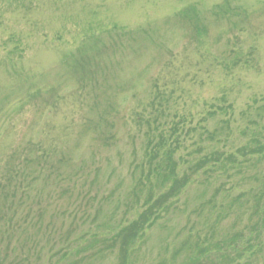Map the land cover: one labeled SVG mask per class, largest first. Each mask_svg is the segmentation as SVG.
<instances>
[{
	"label": "rangeland",
	"instance_id": "rangeland-1",
	"mask_svg": "<svg viewBox=\"0 0 264 264\" xmlns=\"http://www.w3.org/2000/svg\"><path fill=\"white\" fill-rule=\"evenodd\" d=\"M260 147L264 0H0V264H264Z\"/></svg>",
	"mask_w": 264,
	"mask_h": 264
},
{
	"label": "trees",
	"instance_id": "trees-1",
	"mask_svg": "<svg viewBox=\"0 0 264 264\" xmlns=\"http://www.w3.org/2000/svg\"><path fill=\"white\" fill-rule=\"evenodd\" d=\"M218 9V8H217ZM210 137V136H209ZM159 142L156 144V148L161 146L164 143V139L162 136H159ZM212 141V140H211ZM151 144V140L148 141V145ZM169 150L167 152L163 159L162 162L165 165V170H167V173L164 172L162 178L166 182L172 181V185L169 188L168 192L159 197L154 204L148 207V209H145L140 215H138L137 219L132 221L130 224H128L125 227L119 228L117 231H115L113 234H111L107 239H106V248L107 249H117V254H119V259L120 261H124L127 258V254L129 251L133 248L135 242L137 241L138 236L144 231L146 227L149 226L151 223L152 219H156L155 212L160 208L168 199H172L178 195L179 188H183L189 181L190 175L185 174L181 179L176 178V172H175V165L173 164L172 160V150ZM250 154H263V148H256L253 150L249 151ZM220 154H213L211 155V158L208 159L207 161H213V162H221L220 161ZM233 160L232 156H228L225 158V162L221 163V167H224L226 163H229ZM150 164V163H149ZM158 166L157 168L159 167ZM194 173V171H193ZM21 177V174H15L12 175L9 173V175L2 179L4 182V189L6 190L7 186L11 183H17V178ZM151 199L148 198L147 202H144V205H146L148 202H150ZM260 227L262 228V231L264 232V218L262 219L260 223Z\"/></svg>",
	"mask_w": 264,
	"mask_h": 264
}]
</instances>
